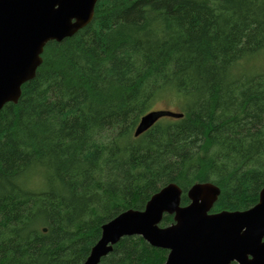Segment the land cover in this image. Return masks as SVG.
<instances>
[{"label": "trees", "instance_id": "trees-1", "mask_svg": "<svg viewBox=\"0 0 264 264\" xmlns=\"http://www.w3.org/2000/svg\"><path fill=\"white\" fill-rule=\"evenodd\" d=\"M42 57L0 112V264H82L104 223L170 182L182 204L195 183L218 185L212 212L258 202L264 0H98L92 21ZM162 99L183 116L136 136ZM167 255L128 235L99 264Z\"/></svg>", "mask_w": 264, "mask_h": 264}, {"label": "water", "instance_id": "water-1", "mask_svg": "<svg viewBox=\"0 0 264 264\" xmlns=\"http://www.w3.org/2000/svg\"><path fill=\"white\" fill-rule=\"evenodd\" d=\"M98 0H0V112L18 102L22 86L36 76L49 41H62L87 26ZM163 116L182 117L168 109L143 115L138 136ZM170 182L143 209L129 208L102 225L100 239L82 264H99L124 236L140 235L168 250L164 264H264V187L258 202L245 210L212 212L220 194L213 182H199L187 192ZM165 214L173 222L162 226Z\"/></svg>", "mask_w": 264, "mask_h": 264}, {"label": "rangeland", "instance_id": "rangeland-1", "mask_svg": "<svg viewBox=\"0 0 264 264\" xmlns=\"http://www.w3.org/2000/svg\"><path fill=\"white\" fill-rule=\"evenodd\" d=\"M157 109H165V108H170V109H175L178 108L177 104L175 102H170L167 99H162L159 100L156 104ZM37 187L39 188H44L45 187V182L43 180L36 182Z\"/></svg>", "mask_w": 264, "mask_h": 264}, {"label": "flooded vegetation", "instance_id": "flooded-vegetation-1", "mask_svg": "<svg viewBox=\"0 0 264 264\" xmlns=\"http://www.w3.org/2000/svg\"><path fill=\"white\" fill-rule=\"evenodd\" d=\"M188 192V191H187ZM182 195H183V193H182ZM188 196V195H187ZM189 202H190V199H189ZM182 205H186V204H182ZM171 224V223H170ZM235 264V263H234Z\"/></svg>", "mask_w": 264, "mask_h": 264}]
</instances>
